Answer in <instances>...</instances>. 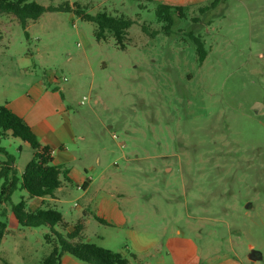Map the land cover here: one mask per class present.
I'll return each instance as SVG.
<instances>
[{"label":"rangeland","instance_id":"obj_1","mask_svg":"<svg viewBox=\"0 0 264 264\" xmlns=\"http://www.w3.org/2000/svg\"><path fill=\"white\" fill-rule=\"evenodd\" d=\"M29 1L133 19L122 49L110 34L97 40L95 23L74 12L47 11L25 28L0 14V104L31 81L56 83L87 136L78 165L92 185L41 206L81 221L83 241L132 264H264V0L205 11L212 0ZM159 3L182 6L184 16L164 28ZM1 144L20 175L34 149L12 136ZM108 191L118 193L122 224L94 218ZM2 218L0 264H42L56 243L50 227L20 225L10 203ZM252 249L262 258L250 259Z\"/></svg>","mask_w":264,"mask_h":264},{"label":"trees","instance_id":"obj_2","mask_svg":"<svg viewBox=\"0 0 264 264\" xmlns=\"http://www.w3.org/2000/svg\"><path fill=\"white\" fill-rule=\"evenodd\" d=\"M222 1L225 0H212L209 5L201 7L200 10L215 8ZM47 11L74 12L82 19L94 22V34L97 40H105L110 34L122 49L126 47L128 29L133 23V19L125 14L115 15L107 10L98 11L96 14L86 12L79 2L66 1L58 6H45L37 1L0 0V14L13 13L24 28L28 20H36ZM155 14L158 20L166 22L164 26L166 29L174 24L175 15L184 16L182 6L168 3H159ZM197 42L199 60L203 61L207 54L206 49L201 41ZM8 136L19 138L34 149L21 175L18 174L15 166L16 157L1 144L2 140ZM0 179L3 180L0 191V244L7 233L8 225L2 218L4 205L10 203L20 225L33 227L47 225L54 234L56 243L42 259V264H61L64 254H70L89 264H132L130 259L119 251L81 240L84 228L81 221L74 224L72 231H66L68 224L56 208L41 206L35 210H29L26 199L22 198L18 202H13L12 195L19 189L26 190L30 198L54 196L55 191L64 180H69V177L62 165L54 163L53 148L43 144L25 118L15 113L6 104H0ZM94 218L101 223L110 224L97 214H94ZM58 225L61 229L56 228ZM48 236L49 234L46 235Z\"/></svg>","mask_w":264,"mask_h":264},{"label":"crops","instance_id":"obj_3","mask_svg":"<svg viewBox=\"0 0 264 264\" xmlns=\"http://www.w3.org/2000/svg\"><path fill=\"white\" fill-rule=\"evenodd\" d=\"M55 81L57 80L54 79L53 83ZM63 91V88H58L56 83L55 86H52L43 80L31 81L21 92L11 98L5 97L2 102V104H6L15 113L25 118L43 144L53 148L54 163L62 165L69 177V180H64L62 185L55 191L54 196L30 198L28 193H22L24 190H17L20 192L21 197L27 200L28 209L30 205H34L29 210H35L44 204L57 205L62 201L63 194L68 193L72 186H81L86 192L93 183V178L88 176L87 166H83L84 171H82L78 165L79 162L85 161L88 156L87 147H85L87 136L85 133L77 131V127L72 120L70 104H68L69 98ZM24 143L29 145L26 142ZM116 194L118 193L108 191L99 200H96L99 203H96L98 207L97 215L106 219L110 224H113L112 221L118 224L125 221L123 212L114 201ZM64 220L68 224L66 231H72L74 224H70L65 218ZM56 228L59 229L58 226ZM133 238L137 241L138 235H134ZM61 264L82 263L74 256L64 254Z\"/></svg>","mask_w":264,"mask_h":264},{"label":"water","instance_id":"obj_4","mask_svg":"<svg viewBox=\"0 0 264 264\" xmlns=\"http://www.w3.org/2000/svg\"><path fill=\"white\" fill-rule=\"evenodd\" d=\"M256 105L259 106V105H261V104H260V103H256ZM257 106H256V107H257ZM257 108H258V107H257ZM249 257H250V259H252V260H258V259H261V258H262L261 254H260L258 251L254 250V249H252V251H251Z\"/></svg>","mask_w":264,"mask_h":264}]
</instances>
